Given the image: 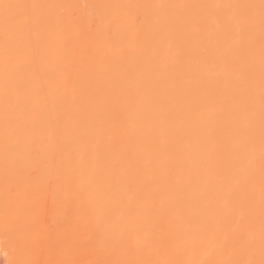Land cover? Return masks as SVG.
<instances>
[{"label":"bare ground","instance_id":"6f19581e","mask_svg":"<svg viewBox=\"0 0 264 264\" xmlns=\"http://www.w3.org/2000/svg\"><path fill=\"white\" fill-rule=\"evenodd\" d=\"M14 211L9 264H264V0H0Z\"/></svg>","mask_w":264,"mask_h":264},{"label":"rangeland","instance_id":"374dc122","mask_svg":"<svg viewBox=\"0 0 264 264\" xmlns=\"http://www.w3.org/2000/svg\"><path fill=\"white\" fill-rule=\"evenodd\" d=\"M32 171H33V170H31V172H32ZM34 171H35V170H34ZM29 172H30V171H29ZM31 172H30V173H31ZM32 173H33V172H32ZM34 173L36 174V172H34ZM28 174H29V173H28ZM35 174H32V175L35 177ZM32 175H31V177H33ZM36 176H37V174H36ZM31 177H30V178H31ZM34 177H33L32 180H35V179H36V177H35V178H34ZM44 200H45V199H44ZM42 202H44V201H42ZM45 202H47V201L45 200ZM45 202H44V203H45ZM40 210H43V213H40V211H39V214H41V216L38 214V212H37L36 214H38L39 217L42 218V215L44 214V208H43V209L40 208ZM16 212H17V211H16ZM41 212H42V211H41ZM18 213H20V212H18ZM46 213H47V212H46ZM14 214H15V211H14ZM20 215L22 216V214H20ZM38 215H36V216L38 217ZM13 216H14V215H12V217H13ZM18 216H19V215H18ZM18 216H17V213H16L15 216H14V218H15V217H18ZM34 216H35V215H34ZM45 216H46V214H45ZM12 217H10V218L12 219ZM23 217H24V215H23ZM23 217H21V218H23ZM19 218H20V216H19L18 218H16V219L18 220V222H19ZM31 218H32L33 220L29 218V221H28V220L26 221V220H25V217L23 218V220H24L25 223H26V222H27V223H30V222H31V224H29L30 227H31L33 221L37 224V220H39L38 218H37V219H36V218L34 219L33 217H31ZM45 218H46V220H47L46 222H49V221H48V220H50V219H48L49 216H48V217H45ZM16 219H13L14 222H13L12 220H10V224H9V220L6 221L7 219L5 220L6 222L3 221V222H4V225L0 224V235H1V236L6 237V236H4V235H7V236H8L9 234H10V236H13V235L15 236V234H17V231H18V232L20 231V233L22 232L21 235L25 233V236H24V235L21 236L20 233H19L20 237H27V236H28V237H31V236L29 235V233L31 232V235H32V233L35 234L36 232H34V230L38 231L37 229H39V226H38V227L36 226L37 228H35V226L33 227V225H34V224H33L32 227H33V229H34V228H35V229L32 230V227H31V230H30V229H28V228H29L28 224H26V226H27V227H26V228H27L26 231L29 232V233L26 235L27 232H25V230H24V227H25V224H23L24 222L22 223V222H21L22 220H20V222L18 223V222L16 221ZM31 220H32V221H31ZM42 221H43V219H40V221H39V223H40V228L42 227L41 225H43V224H41ZM0 223H2V221H0ZM49 223H50V222H49ZM13 224H14V225H13ZM16 224H17V225H16ZM19 224L21 225V227H20ZM36 224H35V225H36ZM52 224H53V223H52ZM1 225H2V226H1ZM7 225H8V226H7ZM46 225H48V224H47V223L44 224V226H46ZM49 225H51V224H49ZM49 225H48V227L46 226L48 230L45 229L46 227H45V228L43 227V228L46 230V231H45L44 229H42V230L45 231V233L42 231L43 234H47V231H48V233H51V232H52L53 229L51 230V227H52L53 225H51V227H50ZM13 226H16V227H17V228L14 227L16 232L13 230ZM11 227H12V228H11ZM19 227H20V228H19ZM53 227H54V226H53ZM53 227H52V228H53ZM10 228H11L12 230H10ZM54 229H55V227H54ZM39 230H40V229H39ZM12 231H13V234H11ZM49 231H50V232H49ZM53 231H54V230H53ZM6 232H7V233H6ZM14 232H15V233H14ZM38 233L41 234V230H40V232H38ZM38 233H36V234H38ZM43 234H42V235H43ZM19 235L17 234V236H19ZM38 235H39V234H38ZM42 235H40V236L42 237ZM48 235H50V234H48ZM48 235H46L45 237H47ZM51 235H52V234H51ZM48 237H49V236H48ZM5 254H6V253H2V254L0 255V262H1V260H2L3 262L7 260L6 264H9V263H8V255H7V254L5 255ZM3 255H5L6 257H4ZM1 256H2V258H1ZM237 261H238V259H237ZM3 262H1L0 264H2ZM4 263H5V262H4ZM4 263H3V264H4Z\"/></svg>","mask_w":264,"mask_h":264},{"label":"snow or ice","instance_id":"6c2138e0","mask_svg":"<svg viewBox=\"0 0 264 264\" xmlns=\"http://www.w3.org/2000/svg\"><path fill=\"white\" fill-rule=\"evenodd\" d=\"M4 7H5V8H9V7H11V6H10V5H5Z\"/></svg>","mask_w":264,"mask_h":264}]
</instances>
